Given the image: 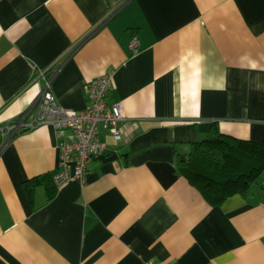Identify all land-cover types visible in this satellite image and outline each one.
I'll return each mask as SVG.
<instances>
[{"label":"crops","instance_id":"1","mask_svg":"<svg viewBox=\"0 0 264 264\" xmlns=\"http://www.w3.org/2000/svg\"><path fill=\"white\" fill-rule=\"evenodd\" d=\"M40 71L69 109L113 71L124 139L101 129L86 181L56 188L71 131L41 124L1 149L0 130V264H264V172L215 206L177 170L214 123L264 144V0H0V126Z\"/></svg>","mask_w":264,"mask_h":264},{"label":"built area","instance_id":"2","mask_svg":"<svg viewBox=\"0 0 264 264\" xmlns=\"http://www.w3.org/2000/svg\"><path fill=\"white\" fill-rule=\"evenodd\" d=\"M122 3L111 10L107 19L112 17ZM138 41L132 37L130 47L136 49ZM54 71H40L37 79L43 78L45 86L37 98L16 119L0 126L4 140L1 149L18 132L35 128L41 124L53 125L56 129H69L71 135L59 144V169L53 174L57 188L71 180L84 183L89 174V163L95 156L106 151L107 144L101 138V129H106L116 141L124 139L120 126L126 118L121 102H110L109 93L114 85V72L108 71L88 84L90 104L81 109H69L61 105L52 90ZM147 264H161L148 260Z\"/></svg>","mask_w":264,"mask_h":264},{"label":"trees","instance_id":"3","mask_svg":"<svg viewBox=\"0 0 264 264\" xmlns=\"http://www.w3.org/2000/svg\"><path fill=\"white\" fill-rule=\"evenodd\" d=\"M177 170L210 204L221 205L232 195L251 194L253 183L264 172V144L224 133L214 123L179 156ZM33 180L26 183L27 190L34 186Z\"/></svg>","mask_w":264,"mask_h":264}]
</instances>
